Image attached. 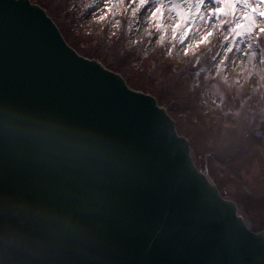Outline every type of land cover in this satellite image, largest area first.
<instances>
[{"label":"water","instance_id":"1","mask_svg":"<svg viewBox=\"0 0 264 264\" xmlns=\"http://www.w3.org/2000/svg\"><path fill=\"white\" fill-rule=\"evenodd\" d=\"M13 124L59 130L92 155L0 133V236L43 238L12 214L21 201L72 216L88 235L4 264H264V231L192 166L155 100L77 56L27 0H0V126Z\"/></svg>","mask_w":264,"mask_h":264},{"label":"rangeland","instance_id":"2","mask_svg":"<svg viewBox=\"0 0 264 264\" xmlns=\"http://www.w3.org/2000/svg\"><path fill=\"white\" fill-rule=\"evenodd\" d=\"M110 2L111 0H93L82 15L78 17L73 16L67 19V24L64 26V31L67 34L66 38L69 42H71L72 39L78 40L77 43L72 42L77 48H79L80 52L87 51L88 49L84 47L85 45L82 44V42L80 43L79 39L83 38L81 35L86 34L89 29L92 30V28H95L94 23L98 22L104 16V10ZM151 2L152 4L149 5L146 10L136 12V21L132 22L133 24L129 22L130 26L134 29L132 35L128 36V38H126L127 40L119 45H123V48L127 50L129 48L132 49V46L135 43V38L144 36L152 25L156 26L155 34H149V38L145 43L143 51H137L139 53L138 58L130 59V55L124 53L125 62H122V60L118 63L114 62L113 67H119L120 71L123 72V74L125 73L129 85L135 86L138 81L135 80V78H130V76L126 75V65H131L132 70L140 74V69H135L140 63L139 61H142L140 64L142 68L146 69L149 67L151 60L150 58H146V56L143 55L144 53H152L153 59L161 61V64L164 62L163 59L168 56L172 58L171 61H179L184 55H191L193 51L197 49L195 47L204 46L212 40L213 31L218 21L219 24H225L226 30L224 31V36L226 37L223 39L225 42L216 54L211 71L208 72L205 68L200 69V71H194L196 73L195 76L198 79L192 78V82L191 80L188 82L191 84L192 89L188 88L184 91V88H181L180 81L173 83V76L169 75L164 77V86L166 85L170 87L172 92L168 94L170 108L169 106L166 107L169 108V112L172 116L175 119H178V125L183 126V129H188L191 143L190 146L192 147L190 156L198 165L199 169L204 170L207 168L210 178L215 181L216 186H218L220 191L225 194V197L235 201L236 206L238 207V214L243 217L247 226L252 230L258 231L260 229V220L263 219L262 217H257L255 207L252 205H246L242 199L243 196L247 194V190L259 194L264 188V167L260 166V163H264V139H257L258 145L254 147L253 153L250 152V157L246 156L250 147L245 142L247 151L244 153L241 151L237 156L233 157L232 161H229V163L226 160L228 156L227 152L231 147H236L240 143L231 145L228 150H222L224 154L221 155V158L225 160V162L222 163L218 154L215 156L210 155L207 158H205L206 154L201 155L202 153H207L209 151L210 148L208 144H210L211 141L219 139L216 138L215 135H202L204 133L203 127H201L200 124L197 125L192 122L195 121L198 115H200L201 118L203 117L205 128L212 127L213 129L219 130L211 124V120L208 122L207 117L210 118L209 115H204L203 113L205 112V114H209L210 111L220 107V100H224L223 105L225 104L226 106L234 108L235 101L238 99L240 100L242 96L247 95L246 90L250 88V86L256 85L257 89L253 93L252 99L254 95L256 97L257 94L259 104L253 109L258 107H260V109H258V111L255 110L257 113L252 115V109H248L245 105L244 111L241 115L246 119L245 122H257L256 126L260 123L259 117L263 112L262 110H264V106L260 105L262 99L261 93L264 92V68H261L264 65V51H261L258 55L261 56L259 59L263 63V65L260 66L256 64L257 56L254 58L251 54H248V47H250L253 38L250 37L252 36L250 33L255 26L257 27V25L264 24V17L257 16L254 20H245L244 17L248 10H246L247 8L245 5H238V11L235 16H223L220 20L214 19L212 11L220 5L215 4L213 0H205V4L200 10V15L196 16L193 11L190 22H185L184 20H181L178 13L174 12L172 9L176 8L187 16V10L192 9L193 5L191 3H186L185 0H163L165 12L162 25H158L157 22L151 20V12L154 11L160 0H151ZM135 6H138V4ZM256 7H259L262 10L264 9V5L260 3L256 4ZM135 8L138 9L137 7ZM65 11L68 10L66 9ZM59 17L62 19V13ZM177 24L180 25L179 28L176 27ZM112 25H114V23ZM68 34H71V36L69 37ZM112 34L113 30L109 32L107 38L110 39ZM262 38L264 39V37ZM113 50L115 49L113 48ZM88 52H94V50L89 49ZM107 55V51H104L103 57L105 59L108 58ZM245 56L246 63L245 69H243L244 73L241 74L240 78L233 80L232 75L238 70L242 61H245L243 60ZM251 58L254 59L252 62L250 61ZM147 74L149 73H146L145 75ZM155 74L161 77L158 70H156ZM151 86L156 88L159 87V85L154 84H151ZM157 91L158 93H161V90ZM187 94H190L189 96L194 94L193 101L187 102ZM195 101H200L199 104L202 111L199 114L195 110L191 109L189 112L188 109L181 108V106H185V104H188L187 107H195ZM247 130L250 132L251 127ZM214 150H218L217 147L214 148ZM234 175H236L241 181L240 185L238 184V181L233 180ZM261 204L262 203L258 204L260 210L262 209Z\"/></svg>","mask_w":264,"mask_h":264},{"label":"clouds","instance_id":"3","mask_svg":"<svg viewBox=\"0 0 264 264\" xmlns=\"http://www.w3.org/2000/svg\"><path fill=\"white\" fill-rule=\"evenodd\" d=\"M0 133L14 137L33 139L39 144L74 155L89 158L92 153L86 146L66 139L65 134L56 129L24 127L20 124L0 126ZM11 212L22 221L34 225L44 233L43 238L31 232L14 230L0 236V264L8 254H19L35 260L58 250L65 244H75L86 240L87 229L72 216L28 202L21 201L12 206Z\"/></svg>","mask_w":264,"mask_h":264},{"label":"trees","instance_id":"4","mask_svg":"<svg viewBox=\"0 0 264 264\" xmlns=\"http://www.w3.org/2000/svg\"><path fill=\"white\" fill-rule=\"evenodd\" d=\"M76 1L77 0H65V1H63V3L62 4H60V5H57V4H55V2L53 1V0H38V3L40 4V3H45V5L43 4V6L47 9V11L48 12H50V14H51V16L52 17H54L55 19H56V21H57V23H58V21H62L61 19H59L60 17V13L64 10V8L65 7H68L69 5L70 6H75V4H76ZM63 16L64 17H66V18H69L70 16H68V14L66 13V12H64L63 11ZM63 21H62V23H59L58 24V27H61V29L62 28H64L63 26ZM108 27V26H107ZM103 31L100 33V35H97V38H96V40L98 41V42H102L103 43V46H104V48H103V50H105V49H107L108 50V55H110V54H114V55H116V57L119 55V54H123L124 53V49H123V47L122 48H119L118 50L116 49V47L118 46L117 45V42L116 41H114V40H111V41H109V43L108 44H105V41H108V40H110V39H106L105 38V36H107V34H108V30H109V28H105V29H102ZM65 35L67 36V34L65 33ZM68 36L70 37L71 36V34L69 35L68 34ZM113 48L115 49V50H113ZM96 49V48H95ZM96 50H98V49H96ZM96 50H94V51H96ZM102 50V51H103ZM99 51V50H98ZM135 50H129L128 51V53H130V55H132L133 56V54H135V52H134ZM101 52V51H100ZM117 52H119L118 54H116ZM99 53V52H98ZM119 55L117 58L118 59H124V55ZM204 58V57H203ZM202 58V59H203ZM198 63H196L195 65H192V67H195V66H197V65H200V63H202L201 61H197ZM115 69H118L119 70V68L118 67H114ZM166 69V71L169 73L170 71H171V68H170V70H169V67H166L165 68ZM133 72V71H132ZM192 70L190 69V68H187V70H185V74H182L181 76H177L178 74H176L174 71L171 73V75H174V81L175 82H177V81H180L181 83V88H184V91L186 90V89H188L189 88V86H190V84L188 83L189 81H190V78L192 77ZM131 75V74H130ZM131 76H133V75H131ZM177 79V80H176ZM174 82V83H175ZM169 85V84H168ZM167 90H170V87H168L167 88ZM190 95V94H189ZM188 94H187V98H186V100H187V102L189 101H191L193 98L191 97V96H189ZM183 97V96H182ZM187 105L188 104H185V107H186V109H188L189 110V112H190V107H187ZM185 109V108H184ZM194 109H195V111L197 110V108L196 107H194ZM199 111V110H198ZM200 118L199 117H197V119H196V122L195 123H197V124H202L200 121H198ZM181 129H182V126H181ZM184 130H186V129H184ZM207 129H205V131H206ZM204 131V132H205ZM184 132V131H183ZM185 133V132H184ZM211 133H214V134H216V135H218V134H220V133H216V132H214V131H212V132H210V131H206L205 133H203L202 135H204V136H210V134ZM212 135V134H211ZM221 136H223V137H225L226 138V141L228 142L227 144H229V147L231 146V145H236V144H239L240 142H241V136H239L237 133H235V132H233V131H231V133L230 132H227V131H222L221 132V134H220ZM244 138L245 137H243L242 138V142L241 143H245L246 141L244 140ZM257 139H259L258 137H256V136H249L248 137V139H247V144H248V146L250 147V150L248 151V154L246 155L247 157H250V152L251 153H253V148H254V146L255 145H257ZM244 147H245V144H244ZM233 148H235V147H231V149L227 152V153H230L232 150H233ZM223 149V148H222ZM222 149H221V151H222ZM245 149V148H244ZM222 162H223V160H221ZM260 166L261 167H264V163H260ZM264 189V188H263ZM261 190L260 192H259V194H257L256 192H254L253 191V193L254 194H252L253 196H246V195H244L243 196V199H242V201L246 204V205H252L253 207H255V209H256V215H257V217H262V219L263 220H260V224L259 225H262V224H264V190ZM256 197H258V198H256ZM260 203H262L261 205H262V209L260 210V206L258 205V204H260Z\"/></svg>","mask_w":264,"mask_h":264},{"label":"snow or ice","instance_id":"5","mask_svg":"<svg viewBox=\"0 0 264 264\" xmlns=\"http://www.w3.org/2000/svg\"><path fill=\"white\" fill-rule=\"evenodd\" d=\"M127 2L133 6L138 4V9L136 10L143 11L148 8L151 0H127ZM185 2L193 5L192 9L187 10V16H185L183 12L178 11L176 8H173L172 10L178 13L181 20L190 22L193 11L196 16L200 15V10L205 4V0H185ZM213 2L220 5L212 11L213 16H235L238 11V5H245L248 8V12L244 17L245 20H254L257 16L264 17V10L256 7L254 4L250 3L249 0H213ZM258 2L260 4H264V0H258ZM105 11H107V9ZM164 12V2L163 0H160L154 11L151 12V20L153 22H157L158 25H162ZM176 27L179 28L180 25L177 24Z\"/></svg>","mask_w":264,"mask_h":264}]
</instances>
